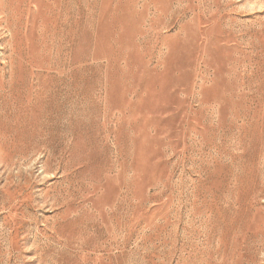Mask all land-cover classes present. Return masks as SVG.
Here are the masks:
<instances>
[{"label": "rangeland", "instance_id": "obj_1", "mask_svg": "<svg viewBox=\"0 0 264 264\" xmlns=\"http://www.w3.org/2000/svg\"><path fill=\"white\" fill-rule=\"evenodd\" d=\"M0 264H264V0H0Z\"/></svg>", "mask_w": 264, "mask_h": 264}]
</instances>
